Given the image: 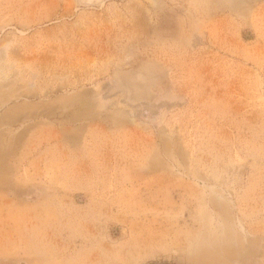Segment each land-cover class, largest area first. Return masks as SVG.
<instances>
[{
    "label": "rangeland",
    "instance_id": "obj_1",
    "mask_svg": "<svg viewBox=\"0 0 264 264\" xmlns=\"http://www.w3.org/2000/svg\"><path fill=\"white\" fill-rule=\"evenodd\" d=\"M0 264H264V0H0Z\"/></svg>",
    "mask_w": 264,
    "mask_h": 264
},
{
    "label": "bare ground",
    "instance_id": "obj_2",
    "mask_svg": "<svg viewBox=\"0 0 264 264\" xmlns=\"http://www.w3.org/2000/svg\"><path fill=\"white\" fill-rule=\"evenodd\" d=\"M202 242H204V240L202 241ZM142 245V244H141ZM139 247H140V245H139ZM135 248V247H134ZM136 250V249H135ZM136 252H138V251H136Z\"/></svg>",
    "mask_w": 264,
    "mask_h": 264
}]
</instances>
